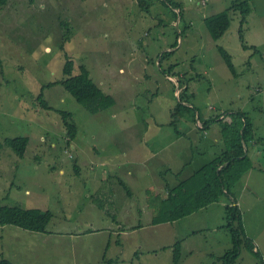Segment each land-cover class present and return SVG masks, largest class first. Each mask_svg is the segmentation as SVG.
<instances>
[{"label":"rangeland","instance_id":"374dc122","mask_svg":"<svg viewBox=\"0 0 264 264\" xmlns=\"http://www.w3.org/2000/svg\"><path fill=\"white\" fill-rule=\"evenodd\" d=\"M245 1L243 21L235 5ZM143 2L9 0L0 8V205L52 212L45 231L0 224V257L16 264H173L180 241V264H223L234 246L227 205L236 200L255 247L241 243L231 264H264V0ZM226 9L231 24L215 39L205 19ZM64 28L76 67L84 63L116 99L104 111L92 113L60 83L43 88L63 77ZM183 88L182 102L196 108V119L184 113L176 122L185 136L171 124ZM42 89L53 108L40 104ZM57 110L72 113L74 139ZM237 111L254 124L244 144L252 167L232 195L153 223L162 178H175L161 172L189 163L185 179L225 146L217 122L197 130L199 114L230 120L227 113ZM16 136L30 137L24 156L5 143Z\"/></svg>","mask_w":264,"mask_h":264},{"label":"trees","instance_id":"16d2710c","mask_svg":"<svg viewBox=\"0 0 264 264\" xmlns=\"http://www.w3.org/2000/svg\"><path fill=\"white\" fill-rule=\"evenodd\" d=\"M9 0H0V8L8 3ZM140 4L145 5L143 0H137ZM143 2V3H142ZM171 6L179 8V13L182 10L177 3H170ZM142 6V7H143ZM240 8L243 14L242 20H246V16L250 11L248 2L235 5ZM177 15V12H175ZM213 38L217 39L222 36L231 24V16L229 9L213 14L205 19ZM69 29V28H68ZM63 29L60 39V47L64 51L65 64L63 67V77L53 82L43 85L51 86L60 83L66 90L71 92L76 100L92 113H97L106 110L108 107L116 103V99L112 94L105 92L99 84L91 77L90 69L81 63L76 67V59L65 49V42L69 40L70 30ZM219 50L225 58L231 70L235 71V64L231 54L222 46ZM3 65V60L0 56V67ZM77 68V70H76ZM171 71V70H169ZM180 81V80H179ZM181 87V84H180ZM181 90L179 93L180 102L173 109L174 118L171 121L172 125H177V120L184 113L194 116L196 119L195 106L183 103ZM40 104L44 108H53L49 102L43 97V89L39 95ZM185 100V98H184ZM187 101V100H186ZM194 106V107H193ZM62 115L65 126L68 129V135L74 139L78 133V125L72 118V113L68 110H57ZM230 120H225L220 115L211 118H203L200 114L198 119L203 123L199 125L197 130L203 132L210 127L209 124L214 121L219 124L218 131L223 135L224 147L221 148L208 163L195 170L189 177L181 179L183 168H186L187 163L182 166V170L174 171L168 168L161 172L160 175L172 173L174 179L165 181V195H155V201L151 205L156 213L153 223L164 221H174L184 217L203 206H206L214 201H218L223 195H232V187L241 178V176L252 167L248 149L244 144L248 139H253V122L247 117L243 111L227 113ZM70 118V119H69ZM176 132L180 135L184 133L176 127ZM185 136V135H184ZM29 136L6 137L5 143L11 146L16 154L24 156L29 143ZM69 141V140H68ZM258 141L256 140V143ZM76 170L79 171L77 165ZM236 202V200H234ZM231 202L227 205V224L226 227L231 230L234 246L223 257V264H231L239 254L241 243H245L249 248L253 249L255 244L251 237L246 235L243 223L241 208L238 203ZM102 207V205L100 206ZM52 218L50 210H43L38 207L24 208L19 205H0V224H14L22 228L30 230L45 231ZM173 264H180L181 259V243L177 241L174 245ZM109 260L108 264H111ZM0 264H16L11 259L0 257Z\"/></svg>","mask_w":264,"mask_h":264},{"label":"crops","instance_id":"0c3cea01","mask_svg":"<svg viewBox=\"0 0 264 264\" xmlns=\"http://www.w3.org/2000/svg\"><path fill=\"white\" fill-rule=\"evenodd\" d=\"M178 10V9H177ZM224 114V113H223ZM223 114H221V116L223 117Z\"/></svg>","mask_w":264,"mask_h":264},{"label":"built area","instance_id":"2783aa9c","mask_svg":"<svg viewBox=\"0 0 264 264\" xmlns=\"http://www.w3.org/2000/svg\"><path fill=\"white\" fill-rule=\"evenodd\" d=\"M70 155L72 156V153Z\"/></svg>","mask_w":264,"mask_h":264},{"label":"water","instance_id":"95a60500","mask_svg":"<svg viewBox=\"0 0 264 264\" xmlns=\"http://www.w3.org/2000/svg\"><path fill=\"white\" fill-rule=\"evenodd\" d=\"M178 25V24H177Z\"/></svg>","mask_w":264,"mask_h":264}]
</instances>
